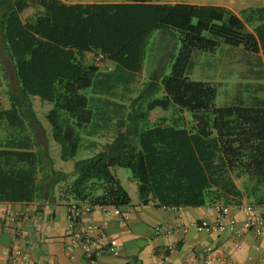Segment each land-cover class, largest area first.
Returning a JSON list of instances; mask_svg holds the SVG:
<instances>
[{
  "label": "trees",
  "instance_id": "16d2710c",
  "mask_svg": "<svg viewBox=\"0 0 264 264\" xmlns=\"http://www.w3.org/2000/svg\"><path fill=\"white\" fill-rule=\"evenodd\" d=\"M29 7L39 10L23 19ZM157 30L179 33L170 73L135 98L126 130L102 151L76 161L72 172L57 168L34 98L51 105L46 118L61 159H74L80 129L94 118L84 91L101 81V62L134 78ZM222 44L241 47L251 55V70L261 72V58L252 57L264 54V6L238 15L224 6L162 0H0V82L7 81L9 104L0 99V202L57 194L76 204L119 208L132 201L114 172L120 167L131 171L144 205H239L248 198L264 206V104L219 106L218 87L191 76L196 54ZM88 53L94 62L85 61ZM6 60L13 64L12 80ZM172 107L171 117L150 123L154 109ZM241 178L242 186L236 182Z\"/></svg>",
  "mask_w": 264,
  "mask_h": 264
},
{
  "label": "crops",
  "instance_id": "0c3cea01",
  "mask_svg": "<svg viewBox=\"0 0 264 264\" xmlns=\"http://www.w3.org/2000/svg\"><path fill=\"white\" fill-rule=\"evenodd\" d=\"M62 1L66 3H116L124 0L116 2L114 0ZM162 2L224 6L238 15L245 9L264 6V0H162ZM38 10L39 8L36 7L27 8L22 14L23 19L34 15ZM258 24H260V21H256V25ZM248 28L254 32L253 26L248 25ZM208 53L221 54L220 58L217 59L221 66L216 67L214 62L210 71H199L194 65L195 61L202 58L201 53H198L194 59L191 76L194 77V73L199 72L198 74L201 73L205 78H197L196 80L210 81L218 87L217 99L220 100L223 96L222 98L225 100L223 103H226L220 106L240 103L238 101L237 103L236 101L228 103L230 92L233 91L232 89L228 90L231 87L228 80L234 76V68L226 66L224 63L232 60H242L249 63L251 55L247 53L245 55L241 47H232L228 44H222L215 51ZM90 55L93 54L88 53L85 61L91 62L89 61L91 59ZM259 57L263 65L262 73L260 70L257 73L260 79L264 78V54L261 52L252 58L258 60ZM244 77L250 76L244 74ZM220 90H222L221 95L219 94ZM254 97L263 103L264 98L261 91L254 92ZM242 98H237V100L245 101L246 97ZM97 142V139H95L94 144H98ZM59 164L61 166L57 165V168H65V171L68 172L74 170V165L64 167V162ZM127 179L133 188H137V183L133 186L132 182L134 180L132 181L129 177ZM127 190L130 193L129 189ZM131 198L132 201L128 205L119 208L112 207L110 214H106L100 208L89 209L87 203H78L82 208L83 221L94 222L104 227V244L118 245L122 248L120 254L105 253L98 260V264H163L162 251L164 247L170 244H176L177 250L169 264H184L186 254L192 249L199 248L202 243L214 246L219 253L228 255L237 264H255L258 260L264 258V235H256L254 232L248 231L240 239L242 246L237 248L234 245V236L230 231H224L219 235L209 234L195 225H191L201 219L216 220V213L207 206L183 208L180 211V217V212L173 209H164L153 202L147 205L142 204L138 188L136 197L131 195ZM73 203L76 202L58 199L57 194L44 201L0 202V264L5 263L9 252L18 251L20 253L19 264H86V257L82 248L74 246L68 238V206ZM242 204L253 203L251 199L244 198ZM239 205H228L232 207V211L226 221L233 219L237 221L238 226H241L244 215L237 207ZM258 210L264 216V206H258ZM124 213L129 215L127 221L122 218ZM10 214L23 215L20 220L13 223L21 231L19 236L8 229ZM179 221L191 225L188 233L181 232L177 235L158 236L154 234L156 225L173 224Z\"/></svg>",
  "mask_w": 264,
  "mask_h": 264
},
{
  "label": "rangeland",
  "instance_id": "374dc122",
  "mask_svg": "<svg viewBox=\"0 0 264 264\" xmlns=\"http://www.w3.org/2000/svg\"><path fill=\"white\" fill-rule=\"evenodd\" d=\"M114 1L116 2L118 0ZM180 45L181 41L177 31L157 30L154 32L146 48V58L143 69L134 78H131L132 75L129 72L121 69H116L115 71L116 67L110 62H101V69L103 73L100 75L98 80L101 81L97 82L96 79V82L84 91V93L90 98V107L94 111V118L92 122L80 129V133L83 137L82 144L75 158L69 162L61 159L60 147L53 140L51 135L50 124L46 118L51 105L37 97L34 98L35 110L47 130L50 150L56 167L57 165H60L59 163L62 164V162H64V167L69 165L73 166L76 161L97 154L117 136L119 131H125L128 126L129 113L133 110L135 98L138 97L142 91L148 88V84L152 80L157 79L160 81L165 75L170 73L173 56L178 54ZM220 55L221 54L215 55L208 52L201 53L200 56L202 58L195 61L194 65L199 71H210L214 62L216 67L220 65L217 61V59L220 58ZM90 58L91 59H89V61L91 62H94L96 59L94 55H90ZM224 64L234 68V76L228 80L231 84V87L228 88V90H233L230 92L228 103L235 101L237 103L238 101L247 105L264 104V101L261 103L258 98L254 97V92L261 91V95L264 98V78H258V69L254 68V71H252L249 63H245L242 60L227 61ZM5 67L9 79H14L15 72L13 64L9 60H6ZM112 71L113 73H110ZM105 73L110 74L107 75ZM198 73L195 72L194 77L192 78H205L201 75V73ZM244 74H247L250 77L246 78L244 77ZM253 75L256 77H251ZM6 89L7 81L2 80V82H0V99L5 106H8L9 104ZM219 94H222V90H220ZM157 96H162V92L158 93ZM222 97L220 100L217 99V104L219 106L226 104L223 103L225 100ZM242 97H246L245 101L237 100V98ZM173 112V107L169 110H164L162 108L154 109L150 113L149 121L152 125L156 124L163 118L171 117ZM187 117H189V114H187ZM95 139H97L98 144H94ZM63 169L66 170L65 168ZM114 172L121 178L125 188L129 189L131 195L136 197L137 188H133L130 181L127 179L129 177L133 181L131 171L127 168L117 167L114 169ZM236 182L238 185L242 186L244 179H237ZM132 183L133 186L136 185V182L133 181Z\"/></svg>",
  "mask_w": 264,
  "mask_h": 264
},
{
  "label": "built area",
  "instance_id": "2783aa9c",
  "mask_svg": "<svg viewBox=\"0 0 264 264\" xmlns=\"http://www.w3.org/2000/svg\"><path fill=\"white\" fill-rule=\"evenodd\" d=\"M101 57L97 58L100 60ZM114 206L95 205L88 206L89 209H102L106 214H110V209ZM208 208L216 213V220L201 219L191 225L204 230L209 234L219 235L224 231H230L234 236V245L240 248V239L243 235L252 231L256 235H264V216L259 212L258 206L254 204H241L237 206L244 215L241 226H238L236 220L226 221L230 215L232 207L224 203H214L207 205ZM117 208V207H116ZM164 209H173L180 212L183 208L177 206H163ZM23 215L10 214V225L8 229L19 236L21 231L13 223L21 219ZM68 238L74 246L81 247L86 257V264H98V260L105 253L120 254L122 248L118 245L104 244V227L94 222H85L82 220V208L79 204L73 203L68 206ZM181 217V212H180ZM124 221L129 219L127 213L122 214ZM190 224L182 221L173 224H162L154 227V234L158 235H177L181 232L188 233ZM177 250L176 244H170L164 247L162 251V263L169 264ZM20 253L9 252L8 258L4 264H19ZM184 264H237L228 255L219 253L212 245L201 244L199 248L190 250L185 256ZM248 264V263H244ZM255 264H264V258L258 260Z\"/></svg>",
  "mask_w": 264,
  "mask_h": 264
}]
</instances>
